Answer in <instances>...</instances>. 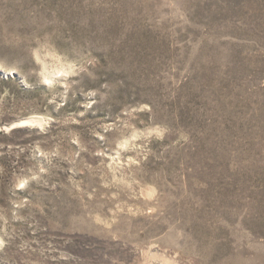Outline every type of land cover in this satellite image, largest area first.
<instances>
[{
    "label": "rangeland",
    "instance_id": "obj_1",
    "mask_svg": "<svg viewBox=\"0 0 264 264\" xmlns=\"http://www.w3.org/2000/svg\"><path fill=\"white\" fill-rule=\"evenodd\" d=\"M0 264H264V0H0Z\"/></svg>",
    "mask_w": 264,
    "mask_h": 264
},
{
    "label": "water",
    "instance_id": "obj_2",
    "mask_svg": "<svg viewBox=\"0 0 264 264\" xmlns=\"http://www.w3.org/2000/svg\"><path fill=\"white\" fill-rule=\"evenodd\" d=\"M0 74L4 75L5 73L3 70L0 69Z\"/></svg>",
    "mask_w": 264,
    "mask_h": 264
}]
</instances>
